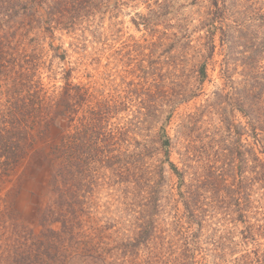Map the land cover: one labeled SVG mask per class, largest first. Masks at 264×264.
I'll list each match as a JSON object with an SVG mask.
<instances>
[{
    "label": "trees",
    "instance_id": "trees-1",
    "mask_svg": "<svg viewBox=\"0 0 264 264\" xmlns=\"http://www.w3.org/2000/svg\"><path fill=\"white\" fill-rule=\"evenodd\" d=\"M126 1L0 0V264H153L162 259L163 250L170 255L178 252L177 259L183 264H194V256L201 251L203 243L221 248L215 240L217 232L211 228L215 225L213 221L225 232L240 229L241 241L249 243L256 236H264V67L260 66L264 62V11L256 8V2H260L245 0L240 10L232 4L236 19L230 25L237 26L236 34L227 35L225 29L216 27V23L224 24L226 20L222 8L210 12L203 25L206 35L197 38L204 42H199L195 50L198 56L200 53L205 59H211L217 48L214 33L219 30V46L227 47L222 50L227 57L222 64L224 77L228 60L241 57L247 72L244 70L242 74L243 84H238L240 96L235 105L247 118L245 126L253 134L250 159L239 156L237 167L234 156L239 154V147L232 151L234 156L222 149L212 156L213 164L218 166H212L209 160L202 166L207 170L203 175L195 167L190 171L191 166L185 172V167L179 170L169 161L171 140L162 131L159 143L162 156L177 179V193L169 194L168 199L164 173L161 169L160 172L147 169L142 160L151 153L129 136L135 123L118 127L111 122L116 114L133 106L144 110L140 113L142 117L156 112L160 92L151 93L144 86L155 74L159 60H152V52L145 54L147 47L139 45L125 52L120 49L111 57L113 64L128 68L126 73L137 72L135 77L140 81L134 89L106 88L98 81L86 84L69 81L85 66V61L100 62L102 49L97 47L106 44L101 42L102 37L95 36L97 31L91 30V26L99 15L104 19L111 8L114 12ZM226 1L222 0L224 9ZM217 4L218 0H214V7ZM162 15L156 16L155 26ZM148 18H140L147 29L153 27ZM15 20L34 26L32 38L18 32ZM85 24L87 29L82 26ZM182 29L167 45L166 54L184 42L187 48L191 46L185 30L188 26ZM55 32L89 33L96 47L92 46L89 52L86 39H82L76 45L78 61L74 66L63 68L64 85L55 96H47L48 89L40 76L44 73L41 43L46 38L54 39ZM65 57L66 53L60 54L59 60L64 61ZM204 67V64L199 66V81L205 78ZM52 128H60L64 133L40 154L47 166L45 193L49 198L39 208L35 225L25 226L16 214L12 189L6 188L21 164L34 155L37 140L46 137ZM207 133L208 139L212 132ZM136 144H141L140 148ZM195 153L186 149L183 157L187 163L193 161ZM195 162L200 164L199 160ZM248 164L250 177L243 174L241 187H235L237 168L243 166L246 170ZM111 183L119 187L118 204L123 208L114 225L104 226L90 216L91 194L96 188ZM167 199L179 203L181 213L170 215L172 220L159 218L157 221L163 208L166 209ZM207 223L212 234L206 232ZM178 241L183 243L181 247ZM141 253L144 259H139ZM250 255L243 256L244 264H264V253L252 259L253 263L249 261Z\"/></svg>",
    "mask_w": 264,
    "mask_h": 264
},
{
    "label": "rangeland",
    "instance_id": "rangeland-1",
    "mask_svg": "<svg viewBox=\"0 0 264 264\" xmlns=\"http://www.w3.org/2000/svg\"><path fill=\"white\" fill-rule=\"evenodd\" d=\"M257 1L260 3L256 2V8L264 11V0ZM226 3L227 6L224 9L222 0H218L216 7H214V0H128L114 12L111 8L110 14L106 15L104 19L99 15L96 23L91 26V30L97 31L95 36L97 38L102 37L101 42L106 44L97 47L98 50L102 49V52L99 51L100 62L95 64L91 63V60L85 61V66L79 72L74 73L69 80L72 84L98 81V84H103L106 88L117 86L120 90L124 88L125 90L134 89L137 88L135 84L140 81L138 77H135L137 72L126 73L129 71L128 68H124L123 65L118 66L116 63L113 64L111 57L116 56V52L120 49L125 52L128 48L132 49L131 47L139 45L142 48L147 47L144 50L145 54L152 52L154 55L152 60H159L155 74L148 80V85L144 86L151 93L160 92V97L158 96L159 107L156 108V112L150 116L142 117L140 113L144 110L139 111L133 106L129 111L116 114L111 122L118 127L127 126L130 122L135 123V129L129 136L146 146L148 153H151L142 160V163L148 165L147 169L151 168L155 172H160L161 169L164 173V191L168 199L169 194L171 196L172 193H177L175 189L177 179L168 170L165 157L162 156V149L159 146L163 132L171 140L170 152L168 153L169 161L175 164L179 170L185 167V172L190 166V171L195 167L201 175L206 169H202V166L207 161L212 160V166H218L213 164L212 156L214 158L222 149H227L229 154L234 156L232 151H236L239 147V154L234 156L236 157L235 164L238 167L239 156L244 157V160H249L250 149L252 150L254 146L253 134L245 126L247 118L236 110L235 105L240 96L237 88L240 89L241 85L238 84L244 82L242 74L245 69L241 57L237 56L233 61L228 60L227 66H225L226 77H224L222 64L227 57L222 50L227 47L219 46L221 37L219 30L214 33L213 40L217 48L211 59H205L204 54L200 56V53L198 56L195 51L198 43L204 42L203 39L199 41L197 38L206 35L203 25L210 12L222 8L226 14V20L224 24L222 22L216 23V27L225 29L227 35L236 34L237 26L230 25L236 19L233 17L235 7L233 8L232 4L240 10L245 0H227ZM160 5L163 6L159 8ZM161 15L162 17L158 19V25L155 26L156 16ZM139 16L149 17L153 27L147 29L142 25ZM82 26L88 28L87 24ZM187 26L189 29L185 30L188 35V43L191 46L187 48V42H184L181 46L171 48L166 54L167 45L175 40V35H180L183 30L182 27L187 28ZM14 27L28 39L32 38L35 33L34 26L27 21L15 20ZM53 37L52 40L40 37L43 39L41 45L44 49V73L42 72L40 76L43 85L48 89L47 96H55L54 93L59 92L64 85L63 68L74 66L78 61L76 45L82 39H86L84 42H87L89 52L92 51V46L96 47L92 44L93 36L89 33L55 32ZM64 53H66L65 60H59V55ZM123 62L127 63L125 58H123ZM203 64L205 65V78L203 81H199L201 75L198 69ZM260 66L264 67V62ZM245 71L247 72V70ZM122 95L127 96L126 92H123ZM262 110L264 111V106H262ZM262 122V126H264V119ZM229 126L232 128L230 129ZM208 130L212 133L207 139ZM61 133L64 132H61L60 128H52L46 133V137L42 136L38 139L33 148L32 154L34 155L21 164L12 175L11 182L6 188V190L12 189L16 214L22 225L34 226L39 208L49 198L45 193L46 182L48 181L47 166L40 154L44 152L48 144L59 140ZM141 144L136 145L140 148ZM186 149L189 152H196V156L192 159L194 163H192L193 161L187 163L188 160L183 157ZM195 160H199L200 164H197ZM196 164L197 166H195ZM248 168L249 164L246 166V170L243 166L242 169L241 167L237 168L236 174L238 176L235 179V187H241L240 177L243 174L248 178L250 177ZM118 190L119 187L115 183H111V185L96 188L95 192L91 194L92 204L90 208L92 209L90 216L99 219L100 225H114L117 216L121 213L123 207L118 204ZM203 196L207 197V195ZM176 198L177 196H174L175 200ZM181 207L179 203L168 201L166 209L163 208L157 221L159 218L172 220L173 213L180 215ZM165 212L169 215L165 216ZM125 214L124 212L123 215ZM215 219L217 220V217ZM213 223L215 225L211 228L216 230L215 240L218 245H221V248L216 249L209 243H203L200 245L201 251L194 256V264H244L243 256L248 253H251L249 261L253 263L252 259L263 255L264 236H256L248 243L240 240V229L225 232L223 228L218 229L216 221ZM209 226H206V232L212 234L209 231ZM171 239L172 235L169 240ZM165 242L169 244L167 239ZM178 244L180 247L183 245L181 241H178ZM160 254L162 259L153 264H183L180 259H177L178 252L170 255L169 251L163 250ZM144 258L143 253H141L139 259Z\"/></svg>",
    "mask_w": 264,
    "mask_h": 264
}]
</instances>
